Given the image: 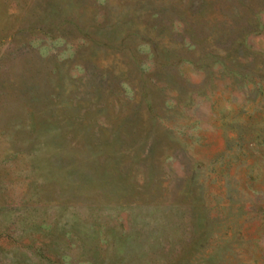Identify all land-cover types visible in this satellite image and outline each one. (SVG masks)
I'll return each mask as SVG.
<instances>
[{"label":"rangeland","instance_id":"rangeland-1","mask_svg":"<svg viewBox=\"0 0 264 264\" xmlns=\"http://www.w3.org/2000/svg\"><path fill=\"white\" fill-rule=\"evenodd\" d=\"M0 264H264V0H0Z\"/></svg>","mask_w":264,"mask_h":264}]
</instances>
